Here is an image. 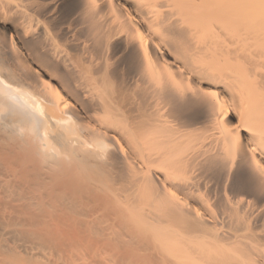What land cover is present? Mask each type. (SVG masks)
<instances>
[{
    "label": "bare ground",
    "instance_id": "obj_1",
    "mask_svg": "<svg viewBox=\"0 0 264 264\" xmlns=\"http://www.w3.org/2000/svg\"><path fill=\"white\" fill-rule=\"evenodd\" d=\"M261 185L264 0H0V264H264Z\"/></svg>",
    "mask_w": 264,
    "mask_h": 264
},
{
    "label": "snow or ice",
    "instance_id": "obj_2",
    "mask_svg": "<svg viewBox=\"0 0 264 264\" xmlns=\"http://www.w3.org/2000/svg\"><path fill=\"white\" fill-rule=\"evenodd\" d=\"M212 95H215V93H213ZM232 180H236L240 185H244L249 180V174L247 173V171L240 170L238 168V171L235 174H233ZM261 190L264 191V185H261Z\"/></svg>",
    "mask_w": 264,
    "mask_h": 264
}]
</instances>
